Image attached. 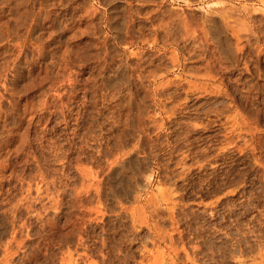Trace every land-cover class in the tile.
<instances>
[{"label":"rangeland","instance_id":"rangeland-1","mask_svg":"<svg viewBox=\"0 0 264 264\" xmlns=\"http://www.w3.org/2000/svg\"><path fill=\"white\" fill-rule=\"evenodd\" d=\"M0 6V264H264V0Z\"/></svg>","mask_w":264,"mask_h":264},{"label":"bare ground","instance_id":"bare-ground-1","mask_svg":"<svg viewBox=\"0 0 264 264\" xmlns=\"http://www.w3.org/2000/svg\"><path fill=\"white\" fill-rule=\"evenodd\" d=\"M31 2V1H30ZM50 2V1H49ZM69 2V1H68ZM45 3V2H44ZM58 3V2H57ZM105 3V2H104ZM26 4V3H25ZM33 4V3H32ZM64 5V4H63ZM67 5V4H66ZM2 6V5H1ZM0 6V7H1ZM51 6V5H50ZM53 7V6H52ZM88 7V6H87ZM92 7V6H91ZM30 8V7H29ZM44 8V7H43ZM128 8V7H127ZM86 9V8H85ZM171 9V8H170ZM230 9H231V7H230ZM110 12V11H109ZM126 12V11H125ZM165 12V11H164ZM225 12V11H224ZM236 12V11H235ZM238 12V11H237ZM143 14V13H142ZM224 14V13H223ZM230 14V13H229ZM1 15V14H0ZM117 15V14H116ZM139 15V14H138ZM205 15V14H204ZM222 15V14H221ZM220 15V16H221ZM36 16V15H35ZM70 16V15H69ZM182 16V15H181ZM230 16V15H229ZM13 17V16H12ZM93 17V16H92ZM100 17V16H99ZM206 17V16H205ZM40 18V17H39ZM82 18V17H81ZM234 18V17H233ZM5 19V18H4ZM7 19V18H6ZM24 19V18H23ZM50 19H52V18H50ZM59 19V18H58ZM87 19V18H86ZM112 19H113V17H112ZM168 19V18H167ZM227 19V18H226ZM231 19V18H230ZM230 19H228V20H230ZM1 20V19H0ZM110 20V19H109ZM130 20V19H129ZM205 20V19H204ZM7 21V20H6ZM9 21V20H8ZM40 21V20H39ZM44 21V20H43ZM123 21V20H122ZM168 21V20H167ZM172 21V20H171ZM238 21V20H237ZM262 21V20H261ZM69 22V21H68ZM186 22V21H185ZM29 23V22H28ZM120 23H121V21H120ZM163 23V22H162ZM170 23V22H169ZM24 24V23H23ZM93 24V23H92ZM204 24V23H203ZM206 24V23H205ZM219 24V23H218ZM49 25V24H48ZM65 25V24H64ZM137 25V24H136ZM139 25V24H138ZM162 25V24H161ZM239 25V24H238ZM260 25V24H259ZM26 26V25H25ZM127 26V25H126ZM131 26V25H130ZM220 26V25H219ZM61 27V26H60ZM121 27V26H120ZM239 27V26H238ZM64 28H65V26H64ZM154 28V27H153ZM246 28V27H245ZM66 29V28H65ZM94 29V28H93ZM114 29V28H113ZM178 29V28H177ZM176 29V30H177ZM216 29V28H215ZM16 30H17V28H16ZM27 30V29H26ZM67 30V29H66ZM132 30V29H131ZM175 30V31H176ZM241 30V29H240ZM14 31V30H13ZM45 32V31H44ZM132 32V31H131ZM208 32V31H207ZM225 32H227V31H225ZM54 33V32H53ZM141 33V32H140ZM159 33V32H158ZM126 35V34H125ZM133 35V34H132ZM187 35V34H186ZM6 37V36H5ZM45 37H47V36H45ZM49 37V36H48ZM94 37V36H93ZM141 37V36H140ZM206 37V36H205ZM226 38V37H225ZM237 38V37H236ZM47 39V38H46ZM230 39V38H229ZM58 40V39H57ZM62 40V39H61ZM64 40V39H63ZM112 41V40H111ZM36 42V41H35ZM65 42V41H64ZM216 43V42H215ZM16 44V43H15ZM40 44V43H39ZM55 45V44H54ZM13 46V45H12ZM18 46V45H17ZM22 48V47H21ZM37 49V48H36ZM180 49V48H179ZM226 49V48H225ZM110 50V49H109ZM223 50V49H222ZM230 50V49H229ZM24 51V50H23ZM232 51V50H231ZM9 52V51H8ZM38 52V51H37ZM71 52V51H70ZM218 52V51H217ZM53 53V52H52ZM17 54V53H16ZM39 54V53H38ZM229 54V53H228ZM11 56V55H10ZM40 56V55H39ZM47 56V55H46ZM62 56V55H61ZM223 56H224V54H223ZM75 57V56H74ZM221 57V56H220ZM232 57V56H231ZM25 58V57H24ZM230 58V57H229ZM61 59H62V57H61ZM24 60V59H23ZM222 60V59H221ZM70 62V61H69ZM231 62V61H230ZM233 64V63H232ZM61 65V64H60ZM102 65V64H101ZM58 66V65H57ZM228 67V66H227ZM23 68V67H22ZM238 69V68H237ZM49 70V69H48ZM8 71V70H7ZM232 71V70H231ZM37 72V71H36ZM72 72V71H71ZM210 72V71H209ZM59 74V73H58ZM209 75V74H208ZM47 77V76H46ZM5 78V77H4ZM10 78V77H9ZM12 78V77H11ZM124 78H125V76H124ZM73 79V78H72ZM126 79V78H125ZM13 80V79H12ZM62 80V79H61ZM103 81V80H102ZM128 81V80H127ZM35 82V81H34ZM8 85V84H7ZM30 86V85H29ZM92 86V85H91ZM49 88H50V86H49ZM99 88V87H98ZM13 91H15V90H13ZM44 92V91H43ZM46 92V91H45ZM53 94V93H52ZM48 96V95H47ZM59 96V95H58ZM131 96V95H130ZM44 98V97H43ZM30 99V98H29ZM38 99V98H37ZM3 100V99H2ZM34 100V99H33ZM40 100V99H39ZM9 102V101H8ZM50 102V101H49ZM37 103V102H36ZM40 103V102H39ZM43 103V102H42ZM38 104V103H37ZM60 104V103H59ZM5 105V104H4ZM39 105V104H38ZM59 106V105H58ZM63 106V105H62ZM1 107V106H0ZM11 107V106H10ZM41 107V106H40ZM44 109V108H43ZM11 110V109H10ZM31 110V109H30ZM58 110V109H57ZM23 112V111H22ZM45 112V111H44ZM4 113V112H3ZM19 113V112H18ZM16 115H18V114H16ZM4 117V116H3ZM2 117V118H3ZM12 118V117H11ZM28 118V117H27ZM33 118V117H32ZM41 118V117H40ZM13 120V119H12ZM78 120V119H77ZM45 122V121H44ZM63 122V121H62ZM44 124V123H43ZM25 127V126H24ZM43 127V126H42ZM52 129V128H51ZM70 131V130H69ZM21 133V132H20ZM13 136V135H12ZM21 136V135H20ZM24 137V136H23ZM27 137V136H26ZM31 138V137H30ZM15 142V141H14ZM11 143V142H10ZM73 147V146H72ZM72 149V148H71ZM31 151V150H30ZM59 152V151H58ZM31 153V152H30ZM65 154V153H64ZM35 157V156H34ZM37 157V156H36ZM75 160V159H74ZM80 161V160H79ZM32 162V161H31ZM36 162V161H35ZM45 162V161H44ZM51 162V161H50ZM54 168V167H53ZM39 169V168H38ZM87 169V168H86ZM124 169V168H123ZM114 170V169H113ZM112 170V171H113ZM121 170H122V168H121ZM85 172V171H84ZM118 172V171H117ZM126 172V171H125ZM68 173V172H67ZM87 173V172H86ZM37 174V173H36ZM40 174V173H39ZM121 175V174H120ZM16 176V175H15ZM34 176V175H33ZM37 176V175H36ZM80 177V176H79ZM97 177V176H96ZM109 177V176H108ZM44 178V177H43ZM83 178V177H82ZM112 178V177H111ZM117 178V177H116ZM53 179V178H52ZM17 180V179H16ZM42 180V179H41ZM60 180V179H59ZM121 180V179H120ZM43 181V180H42ZM18 182V181H17ZM116 182V181H115ZM25 183V182H24ZM119 183V182H118ZM122 183V182H121ZM128 183V182H127ZM35 184V183H34ZM39 185V184H38ZM45 186V185H44ZM121 187V186H120ZM28 188V187H27ZM36 188V187H35ZM76 188V187H75ZM29 189V188H28ZM47 189V188H46ZM31 190V189H30ZM96 190V189H95ZM94 190V191H95ZM37 191V190H36ZM35 191V192H36ZM82 191V190H81ZM84 191V190H83ZM57 193V192H56ZM79 195V194H78ZM98 195V194H97ZM29 196V195H28ZM57 196V195H56ZM27 197V196H26ZM99 197V196H98ZM55 198V197H54ZM88 200V199H87ZM36 201V200H35ZM61 201V200H60ZM78 201H79V199H78ZM40 202V201H39ZM90 202V201H89ZM19 203V202H18ZM98 204H99V202H98ZM48 205V204H47ZM77 205V204H76ZM28 206V205H27ZM56 206V205H55ZM25 207V206H24ZM76 207V206H75ZM101 207V206H100ZM55 208V207H54ZM94 208H96V207H94ZM130 208V207H129ZM25 209H27V208H25ZM30 209V208H29ZM98 210V209H97ZM99 211V210H98ZM129 213V212H128ZM37 215V214H36ZM25 223V222H24ZM104 242V241H103ZM104 244V243H103ZM105 246V245H104Z\"/></svg>","mask_w":264,"mask_h":264}]
</instances>
